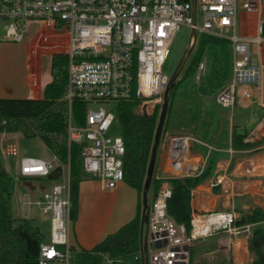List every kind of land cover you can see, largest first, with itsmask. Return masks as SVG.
<instances>
[{
    "label": "built area",
    "instance_id": "2783aa9c",
    "mask_svg": "<svg viewBox=\"0 0 264 264\" xmlns=\"http://www.w3.org/2000/svg\"><path fill=\"white\" fill-rule=\"evenodd\" d=\"M263 7L264 0H245L243 5L239 0H196L194 21L192 2L185 0H0V29L3 40L22 41L31 24L43 22L41 32L51 40L48 50L68 55L69 144H84L86 172L111 190L124 181L126 145L122 134L109 133L116 113L102 104L116 105L137 97L143 108L159 101L171 78L164 65L182 26L195 30L196 38L198 32L210 34L228 39L233 45V77L217 93L219 104L233 108L238 96L260 102L264 92L262 21L256 36H244L239 33L238 13L246 8L261 14ZM198 10L202 13L201 24L197 23ZM252 44L257 45L256 54ZM205 66V60H201L198 80ZM74 100L88 105L85 125L75 121ZM0 150L4 156L19 157L22 177L45 178L61 166L60 179L51 181L50 187L36 197L26 195L24 204L28 208L36 206L49 218L50 236L40 245L39 263L73 264L70 162L62 163L53 153L47 157L23 155L15 142L4 137L0 138ZM223 182L224 176H218L216 183ZM171 195V185L163 181L149 203L140 247L133 255L139 264H192V246L200 238L226 232L219 246L228 253L232 235H251V224H237L235 209L195 217L189 231L169 215ZM198 221L202 222L200 228Z\"/></svg>",
    "mask_w": 264,
    "mask_h": 264
},
{
    "label": "trees",
    "instance_id": "16d2710c",
    "mask_svg": "<svg viewBox=\"0 0 264 264\" xmlns=\"http://www.w3.org/2000/svg\"><path fill=\"white\" fill-rule=\"evenodd\" d=\"M190 2L191 0H185ZM225 38L210 34L202 35V45L206 43L220 44L227 42ZM202 60L200 51L196 54L192 69L198 67ZM69 57L65 53H54L51 56L52 79L45 85L40 98H3L0 97V138L3 133L18 134L24 138H40L51 153L57 155L62 163L70 162L71 184V219L76 220L79 210V187L81 181L92 177L84 167V144L72 142L68 138L69 101L68 91ZM177 86L176 82L170 91ZM141 103L139 98L121 101L116 104L122 136L126 145L124 163V181L138 192V209L136 215L122 224L116 231L105 236L91 248L72 246L73 264H108L109 261L133 257L140 247V239L144 229L142 217V194L147 178V169L155 142L160 112L156 109L144 114L137 109ZM88 105L74 100L72 111L75 121L85 125ZM246 133L238 132L234 127L232 145L235 149H247L257 142L247 140ZM264 141V136L262 138ZM62 168L58 166L47 177H23L24 179H40L56 181L60 179ZM207 175L169 178L172 195L168 199V213L178 223H183L187 230L193 227L194 215L191 204L192 189L201 184ZM163 180L152 177L150 185L151 200L155 199ZM12 177L0 161V264H40V245L48 238L40 226L32 220L16 219L12 212ZM208 213V212H207ZM206 214V213H205ZM204 214L200 215L203 216ZM264 221V208L256 207L241 214L239 225ZM253 225V226H252ZM251 249L256 258L249 264H263L264 254L259 244H264V224H257L249 237ZM198 249L192 246V264ZM139 264V262H136ZM228 264H234L232 257Z\"/></svg>",
    "mask_w": 264,
    "mask_h": 264
},
{
    "label": "crops",
    "instance_id": "0c3cea01",
    "mask_svg": "<svg viewBox=\"0 0 264 264\" xmlns=\"http://www.w3.org/2000/svg\"><path fill=\"white\" fill-rule=\"evenodd\" d=\"M239 2L243 5L245 0H239ZM244 11L255 10L241 8L238 13V28L240 13ZM261 21L264 22V7L261 14L257 12V27ZM48 34L53 35L54 33L48 32ZM256 35L257 33L244 36L254 37ZM262 36L264 35L262 34ZM50 45L48 43L44 49H31L26 74L27 82L26 86L21 89L6 83L3 75V65L0 61V97L40 98L43 96L45 85L51 81L52 77L43 80L41 57L43 53L53 55L48 50ZM251 48L252 52L256 54L257 45L252 44ZM262 52L263 49L261 57ZM230 61L231 73L229 78L215 93L196 98L190 95L185 96L174 106L173 95H175V89H178L180 82L178 81L177 86L169 92V107L156 150L153 177L167 182L169 178L173 177L196 176L202 173L207 175L201 184L192 189L191 204L194 219L207 212L236 209L237 198H239L240 206L247 210L256 207L264 208V141H262L264 136V113L259 118L255 116L256 109L264 110V92L260 102L255 98L242 97L248 103L239 108L237 116H241L242 119L241 123L236 122V107L222 106L216 99L217 93L233 77L234 51L230 55ZM152 102L153 104L150 105L149 103L143 108L138 107V111L141 109L139 112L144 114L145 112L148 114L154 112V106L155 103H158V100ZM159 108L161 112L162 104ZM172 113L174 122L170 125L168 118ZM242 113L253 116L246 122ZM234 127L238 132L246 133L248 135L247 140L253 138L257 143L247 149L233 148L232 134ZM17 136L19 135L5 132L1 137L12 141ZM5 167L7 168L6 164ZM222 175L224 176V182L222 184L216 183L217 177ZM100 185L103 190H108L102 184ZM119 185L120 183L117 186ZM49 187L50 185L44 186L42 191ZM137 209L138 192L135 189L134 201L130 200L125 210L117 214L108 212L102 218L101 223H91L86 227L82 226L84 229L82 228L83 230L77 234L74 231V224H79L82 217L79 203L78 217L72 225L70 234L72 246L93 247L104 239L107 234L116 231L122 224L132 219L136 215ZM46 221L50 230L48 217ZM224 233L226 232L200 238L195 243L206 242L209 247L202 249L208 252L225 251L219 246V239L227 236ZM230 240L234 264H247L251 260L248 246L249 237L232 235ZM214 242H217V245H212ZM206 243H203V245L205 244L204 247L207 245ZM225 256L228 257L226 251ZM51 263L58 262H50L49 264Z\"/></svg>",
    "mask_w": 264,
    "mask_h": 264
},
{
    "label": "rangeland",
    "instance_id": "374dc122",
    "mask_svg": "<svg viewBox=\"0 0 264 264\" xmlns=\"http://www.w3.org/2000/svg\"><path fill=\"white\" fill-rule=\"evenodd\" d=\"M202 13L198 10L197 12V23H202ZM43 22H35L31 24L29 32L26 34L24 40L22 41H7L3 40L4 32L0 29V61L3 65V75L5 76V81L7 84H11L17 89L24 88L26 86V74L28 70V62L31 49L38 50L44 49L51 40L46 39L44 36L46 32L42 33L41 28L43 27ZM239 33L241 35H255L257 33V12L256 11H244L240 13V24ZM262 34L264 35V22H262ZM192 30L187 26H182L181 29L176 33V36L171 45V53L164 65V71L170 76L175 72L182 56L187 53L191 48L189 56L183 64L182 71L176 80V84L179 81L178 89H175L174 106L181 98L185 96L200 97L207 94L215 93L219 87L227 81L231 73L230 66V55L233 51V45L230 41L214 44L206 43L202 45V33L197 34V38L191 40ZM2 39V40H1ZM195 40V45L194 44ZM200 51L202 53V60H205V70L202 71L200 79H197V69H192V63L196 54ZM56 53V52H55ZM59 53V52H57ZM51 55L50 53H43L41 57L42 68L44 78H51ZM262 58L264 60V49L262 52ZM253 94H255V87L253 85L249 86ZM172 99V96H171ZM251 101V99H250ZM249 101V102H250ZM163 103V96L155 103V110L160 112L161 104ZM248 103L244 101L242 97L238 96V101L235 105V121L241 123L242 117L237 116L239 114V108L245 106ZM153 102L150 103V105ZM106 108H112V110L117 115V107L114 104L103 103ZM94 107L97 104H93ZM138 110V109H137ZM141 109H139L140 111ZM229 111V110H228ZM264 110L256 109L255 116H261ZM244 121L248 122L249 118L253 115L242 113ZM257 118V119H258ZM170 125L174 122L173 113L168 118ZM254 123V122H252ZM111 135H121L122 129L119 119L116 118L113 127L110 132ZM254 142L253 138L249 139ZM21 154L37 157H47L51 155L50 150L44 144V142L38 138H24L17 136L14 140ZM0 161L7 165V169L12 177V212L16 219H30L35 225L40 226V228L45 232L47 238L50 236V230L47 226V215L43 214L39 208L36 206H31L28 208L24 204V199L26 195L36 197L42 192L43 187L46 185H51V181L40 180V179H24L19 172V157L17 156H4L0 150ZM99 178L92 176L80 183L79 187V203L81 207V221L74 224V231L78 234L84 228L82 226H88L91 223H101L102 218L108 213H119L125 210L129 205L130 200L134 201L135 188L128 184L126 181L120 182V185L114 189L103 190L100 185ZM35 185V186H33ZM241 191V190H239ZM151 201L150 193L148 204ZM236 211L238 213V219L241 214L253 210L254 208H249L248 210L241 207L239 203V198H237ZM141 210L143 211V198ZM77 220V219H76ZM74 220L73 223L76 221ZM264 224L259 222L253 224ZM252 225V226H253ZM80 226V230H79ZM253 226V227H254ZM251 227V232L253 231ZM83 228V229H82ZM227 235V233H224ZM246 236L245 233L241 234ZM240 235V236H241ZM250 237V236H248ZM200 241V240H199ZM206 243V242H203ZM203 243H194L195 247L198 249L197 255L194 257L193 264H228L231 261L232 250H228V257L225 256V251L218 250L216 252H208L202 248L207 249L208 244L204 247ZM202 244V246H201ZM217 245L214 242L212 245ZM261 244H259L260 246ZM264 245V244H263ZM251 260L247 263H251L254 258H256L255 250L251 249L250 242L248 243ZM58 264V263H51ZM108 264H136L133 257H127L120 260H114ZM264 264V263H263Z\"/></svg>",
    "mask_w": 264,
    "mask_h": 264
},
{
    "label": "water",
    "instance_id": "95a60500",
    "mask_svg": "<svg viewBox=\"0 0 264 264\" xmlns=\"http://www.w3.org/2000/svg\"><path fill=\"white\" fill-rule=\"evenodd\" d=\"M191 2H192V14L194 17V21H196V0H191ZM191 36L196 38V31L195 30L192 31ZM193 45H195V40H194ZM191 51H192V48L187 53H184V55L182 56L175 72L171 75L169 86L167 87V89L163 95L162 109H161L160 116H159L158 126H157L156 134H155V142H154V145L152 147L151 156H150L148 169H147V178H146V181L144 184V191L142 194V198H143L142 217H143L144 222L148 218V212H147L148 206H149V204H148V199H149L148 193L150 190V185H151L152 177H153V170H154V164H155V159H156V150H157V147L159 144L162 128L165 124V120H166V116H167V112H168L169 92H170V89L173 86V84L178 79V77L182 71L183 64L186 61V58L189 56ZM145 114H148V113L145 112ZM259 249H260L261 253L264 254V245L263 244H261L259 246Z\"/></svg>",
    "mask_w": 264,
    "mask_h": 264
},
{
    "label": "bare ground",
    "instance_id": "6f19581e",
    "mask_svg": "<svg viewBox=\"0 0 264 264\" xmlns=\"http://www.w3.org/2000/svg\"><path fill=\"white\" fill-rule=\"evenodd\" d=\"M197 226H198V228H200V227H202V222L201 221H198L197 222ZM240 241V240H239ZM237 245V244H236Z\"/></svg>",
    "mask_w": 264,
    "mask_h": 264
}]
</instances>
